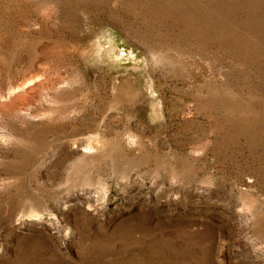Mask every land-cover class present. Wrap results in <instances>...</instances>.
<instances>
[{
	"label": "rangeland",
	"instance_id": "1",
	"mask_svg": "<svg viewBox=\"0 0 264 264\" xmlns=\"http://www.w3.org/2000/svg\"><path fill=\"white\" fill-rule=\"evenodd\" d=\"M0 264H264V0H0Z\"/></svg>",
	"mask_w": 264,
	"mask_h": 264
}]
</instances>
